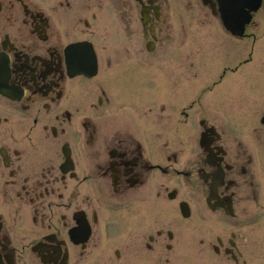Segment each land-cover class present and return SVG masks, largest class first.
Segmentation results:
<instances>
[{"label":"flooded vegetation","instance_id":"1","mask_svg":"<svg viewBox=\"0 0 264 264\" xmlns=\"http://www.w3.org/2000/svg\"><path fill=\"white\" fill-rule=\"evenodd\" d=\"M218 2L0 0V264H264V0Z\"/></svg>","mask_w":264,"mask_h":264},{"label":"water","instance_id":"2","mask_svg":"<svg viewBox=\"0 0 264 264\" xmlns=\"http://www.w3.org/2000/svg\"><path fill=\"white\" fill-rule=\"evenodd\" d=\"M261 0H224L225 16L222 18L228 27V20L232 19L236 21L237 28H241L243 25L244 18L247 15V9L256 10ZM239 22V23H238ZM235 24V23H234ZM230 27V26H229ZM235 27L231 26V29Z\"/></svg>","mask_w":264,"mask_h":264},{"label":"rangeland","instance_id":"3","mask_svg":"<svg viewBox=\"0 0 264 264\" xmlns=\"http://www.w3.org/2000/svg\"><path fill=\"white\" fill-rule=\"evenodd\" d=\"M211 20V18H208V20ZM204 31V33L205 34H203L204 35V38L206 39V40H210L209 39V36L210 37H213L212 36V34L211 33H208V30L205 28V30H202V32ZM216 43H217V41H216ZM217 48H219V50H220V53L223 51V50H230V52L232 53V52H234V49L233 48H231L230 46H228L227 44H221V45H217ZM219 50L218 49H216L215 50V52H219Z\"/></svg>","mask_w":264,"mask_h":264}]
</instances>
